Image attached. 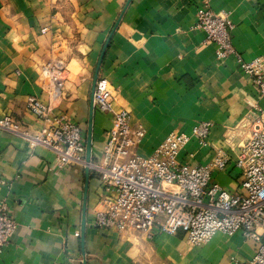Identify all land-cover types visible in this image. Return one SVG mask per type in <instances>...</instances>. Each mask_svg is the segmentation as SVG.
<instances>
[{
  "label": "crops",
  "instance_id": "obj_1",
  "mask_svg": "<svg viewBox=\"0 0 264 264\" xmlns=\"http://www.w3.org/2000/svg\"><path fill=\"white\" fill-rule=\"evenodd\" d=\"M204 0H0V118L17 120L30 134L49 123L26 106L29 95L49 103L80 126L90 157H102L112 114L93 103V79L105 76L114 109L130 113L144 135L135 151L150 155L168 135L190 133L212 122L206 144L192 138L182 149L190 164H206L217 148L228 151L224 170L213 181L239 190L240 170L224 139L249 132L261 105L251 78L234 55L218 59L205 33L193 28ZM233 22L232 45L244 61L264 59V0H209ZM63 60L65 80L54 97L40 81L41 67ZM54 150L30 146L20 134L0 128V202L17 223L0 264H226L231 256L248 260L251 240L240 233H215L200 245L185 235L94 227L104 194L91 167L56 168Z\"/></svg>",
  "mask_w": 264,
  "mask_h": 264
},
{
  "label": "built area",
  "instance_id": "obj_2",
  "mask_svg": "<svg viewBox=\"0 0 264 264\" xmlns=\"http://www.w3.org/2000/svg\"><path fill=\"white\" fill-rule=\"evenodd\" d=\"M209 0L197 8L193 28L205 33L203 42L215 46L218 59L236 57L240 68L256 88L261 105L249 122L248 135L236 140L228 135L224 143L234 153L240 170L239 190L232 191L213 181L214 170H224L230 156L217 148L206 164H190L180 155L192 139L206 144L212 122L196 123L190 133H172L150 155L136 153L144 135L140 124L132 125L130 113L114 109L110 84L98 76L93 87V103L100 112L112 114V126L106 134L102 157L98 162L85 160L82 129L65 114L52 113L49 103L33 95L26 99L28 110L49 125L30 134L11 116L0 118V128L23 136L30 146L42 144L57 154L56 168L84 165L95 170L104 192L103 209L95 213L93 226L118 232L137 231L151 238L155 231L174 235L182 232L191 245H200L215 233H240L251 240L254 251L250 259L231 256L226 264H264V59L244 61L232 45V20L227 14L215 13ZM67 66L63 60H50L41 67L40 81L54 97L65 80ZM164 185L172 186L168 190ZM17 223L7 204L0 202V253L10 242Z\"/></svg>",
  "mask_w": 264,
  "mask_h": 264
},
{
  "label": "water",
  "instance_id": "obj_3",
  "mask_svg": "<svg viewBox=\"0 0 264 264\" xmlns=\"http://www.w3.org/2000/svg\"><path fill=\"white\" fill-rule=\"evenodd\" d=\"M97 74H98V70H96L95 75H94V79H93V83L95 82L96 78H97ZM91 124L89 125V137L87 140V145H86V149H87V161H89V157H90V131H91Z\"/></svg>",
  "mask_w": 264,
  "mask_h": 264
},
{
  "label": "rangeland",
  "instance_id": "obj_4",
  "mask_svg": "<svg viewBox=\"0 0 264 264\" xmlns=\"http://www.w3.org/2000/svg\"><path fill=\"white\" fill-rule=\"evenodd\" d=\"M164 188H166L168 190L174 189L172 186H167V185H164Z\"/></svg>",
  "mask_w": 264,
  "mask_h": 264
}]
</instances>
